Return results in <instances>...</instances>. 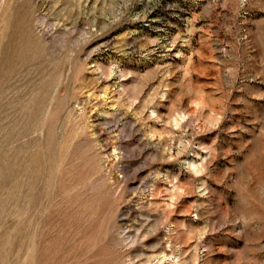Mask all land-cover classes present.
Wrapping results in <instances>:
<instances>
[{"label": "rangeland", "instance_id": "rangeland-1", "mask_svg": "<svg viewBox=\"0 0 264 264\" xmlns=\"http://www.w3.org/2000/svg\"><path fill=\"white\" fill-rule=\"evenodd\" d=\"M0 264H264V0H0Z\"/></svg>", "mask_w": 264, "mask_h": 264}]
</instances>
